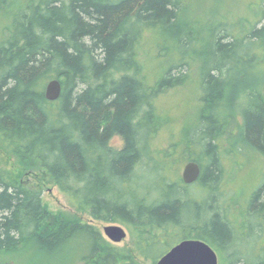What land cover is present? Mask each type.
<instances>
[{"label":"trees","instance_id":"trees-1","mask_svg":"<svg viewBox=\"0 0 264 264\" xmlns=\"http://www.w3.org/2000/svg\"><path fill=\"white\" fill-rule=\"evenodd\" d=\"M180 1L0 0V140L23 169L49 176L78 210L125 225L147 261L156 264L181 241L199 239L221 254L223 264H264V249L251 258L237 249L247 229L264 239V184L243 208L240 227L214 202L224 136L243 154L248 146L264 156V0L249 30L238 32L233 24L213 36L200 87V129L196 135L185 131L171 144L174 153L159 156L150 149L160 124L153 100L184 85L185 76L170 73L188 65L176 55L165 77L150 86L136 48L143 31L172 32ZM176 36L181 45L191 43ZM55 79L63 93L50 102L46 87ZM235 129L242 144L235 145ZM116 137L121 149L111 145ZM191 161L202 170L197 183L184 184L178 173L170 179L168 168L177 172ZM145 171L156 181L152 188L142 184ZM198 185L195 196L191 189ZM202 192L207 195L199 197ZM42 195L0 170V251L36 243L56 251L59 264L67 258H79L76 264H140L92 225L50 214ZM249 218L255 220L250 228ZM82 237L88 244L78 254H63Z\"/></svg>","mask_w":264,"mask_h":264},{"label":"rangeland","instance_id":"rangeland-1","mask_svg":"<svg viewBox=\"0 0 264 264\" xmlns=\"http://www.w3.org/2000/svg\"><path fill=\"white\" fill-rule=\"evenodd\" d=\"M20 3L24 0H14ZM260 0H181L178 9V21L172 28V32L159 31L160 34L151 29L143 31L137 44V55L141 67V76L150 86H157L159 80L165 77L167 66L170 62L177 60L185 61L188 67L172 71L171 77H182L184 85L168 88L157 94L153 100L154 109L160 117V124L157 134L152 138L150 144L151 150L160 156V152L174 153L171 144L179 143V140L185 138V131L196 135L199 125V109L201 103V82L203 79V70L207 68V58L210 53V42L213 36L227 30V25H237L238 32H246L252 23L256 21L255 13ZM227 28V29H226ZM228 31V30H227ZM236 31V32H237ZM182 36L180 41L189 39V45H181L176 40L177 34ZM175 35V36H173ZM176 37V38H175ZM202 55V56H200ZM203 56L206 60L203 62ZM177 61V62H178ZM205 64V66H203ZM210 66V65H209ZM208 66V67H209ZM264 67V66H263ZM202 71V72H201ZM264 72V68H262ZM261 72L262 74H264ZM255 74H252V78ZM264 95V89H263ZM235 120L242 125L243 119L239 109L235 110ZM236 144L239 142V131L234 132ZM230 136H224L220 142L223 150L222 160V182L218 187L217 197L214 202L225 213V217L232 223H237L236 227L243 222L241 213L243 208H247L249 199L255 189L264 184V156L247 147L244 154L240 149H234ZM181 141V140H180ZM111 145L116 149L123 147L121 138L116 137L111 141ZM221 150V151H222ZM198 154L201 149H195ZM177 155V154H176ZM189 163V162H188ZM180 166L177 172L173 168H168V175L174 178L177 173L182 177L186 164ZM177 167V166H176ZM8 172L12 180H18V183L24 184L29 188L41 190L43 204L50 214L57 216L77 217L83 223L95 227L101 236L114 247L125 251V254L140 264H154L147 261L135 248V239L131 231L119 223H107L95 220L90 211L78 210L73 199L62 192L53 180L43 174L35 171H26L23 169L17 159L12 156L2 145L0 140V170ZM142 184L144 187L156 183L155 179L145 171ZM192 193L196 196L199 192V185L193 186ZM140 195H145L143 189ZM157 195V192H153ZM207 195L201 193L199 197ZM197 196V197H198ZM130 197H127L129 200ZM253 221L248 219L249 228L253 226ZM263 222V221H262ZM260 222H258L259 224ZM110 225L122 226L127 231V238L121 243L115 244L104 235V228ZM245 237L240 240L238 251L251 258L254 250L264 249V239L256 238V233L247 229ZM82 244H88V239L82 237L75 242H71L64 249V255L73 256V252L82 250ZM256 247V248H255ZM260 247V248H259ZM84 251H80L82 254ZM217 252V251H216ZM219 263H222V257L219 252ZM79 258L65 259L63 264H76ZM60 258L56 256V251L43 250L38 244L20 246L16 251H0V264H59Z\"/></svg>","mask_w":264,"mask_h":264},{"label":"water","instance_id":"water-1","mask_svg":"<svg viewBox=\"0 0 264 264\" xmlns=\"http://www.w3.org/2000/svg\"><path fill=\"white\" fill-rule=\"evenodd\" d=\"M63 93L61 81L52 80L46 87L45 97L50 102L58 101ZM201 167L196 162H189L184 167L182 180L192 185L201 177ZM104 235L113 243L118 244L128 236L127 231L118 225L106 226ZM156 264H220L216 250L208 243L199 239H186L174 246Z\"/></svg>","mask_w":264,"mask_h":264}]
</instances>
